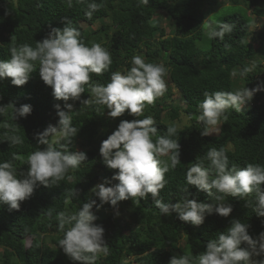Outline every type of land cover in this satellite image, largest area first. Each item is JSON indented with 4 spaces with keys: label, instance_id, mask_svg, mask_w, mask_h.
<instances>
[{
    "label": "trees",
    "instance_id": "trees-1",
    "mask_svg": "<svg viewBox=\"0 0 264 264\" xmlns=\"http://www.w3.org/2000/svg\"><path fill=\"white\" fill-rule=\"evenodd\" d=\"M92 2L103 7L89 19L85 13L87 4ZM230 6L232 10H223ZM219 9L222 14L212 16ZM160 12H165L171 22L169 34L157 25ZM254 14L264 17V0H149L147 5L141 0H84V3L72 0L71 7L68 0H0V61L10 59L13 45L35 47L52 28L62 29L69 21V26L80 31L86 46L95 42L111 54L109 70L100 76L92 74V84L106 86L113 72L126 74L132 66V57L137 55L144 57L145 62L164 65L167 91L153 105L146 106L144 115L138 119L151 116L159 136L167 135V127L174 126L180 113L186 114L191 122L177 128L176 136L171 137L179 140L181 163L165 174L167 183L158 198L174 204L186 195L197 202L211 203L207 193L186 183V172L192 164L202 162L209 166L206 158L209 149L223 148L229 167L243 168L248 163L264 166V107L257 102L246 112L228 109L227 119L221 118L217 134L202 136L204 126L197 120L205 92L256 89L257 75L264 77V57H257V52L264 49V28L249 37ZM211 18L235 25L232 33L223 40L209 39L201 24ZM81 22L97 25L88 28ZM36 68L21 87L12 85L10 78L0 79V105L31 106L27 117L14 120L12 106L5 115H0V163L11 161L17 178L27 171V157L44 147L38 144L35 134L49 125L58 126L55 105L67 111L65 102L56 100L52 88L40 78L38 62ZM245 68L249 71L242 75ZM175 91L181 94L183 105L170 100ZM90 95L89 86H85L81 100ZM253 98L259 99L260 95L255 93ZM68 103L74 105L70 115L73 126L78 128L69 151H83L87 159L78 168L70 169L57 185L45 187L37 183L32 196L21 203L18 211H10L0 203V264H74L59 247L64 233L58 229L57 214L77 212L91 200L100 204L91 190L106 180L111 181L106 186L118 183L112 180L117 170L106 167L100 147L121 120L137 118L127 111L121 117L110 118L104 106L71 100ZM5 123L16 127L15 134L23 144L9 145L5 133H12L4 127ZM13 154L17 159H12ZM186 187L188 193L183 192ZM75 189L79 190V196L71 195ZM246 199L248 207L244 199L226 197L231 214L228 217L205 214L199 226L180 221L176 213L164 216L150 195L141 199L139 206L131 199L118 202L115 208L110 203L99 210L93 206L92 212L97 217L94 223L103 227L109 249L108 254L99 255L95 264H170L174 255H188L195 261L207 241L225 232L232 220L247 224L249 235L257 239L264 233V216L253 211L254 195Z\"/></svg>",
    "mask_w": 264,
    "mask_h": 264
},
{
    "label": "clouds",
    "instance_id": "clouds-1",
    "mask_svg": "<svg viewBox=\"0 0 264 264\" xmlns=\"http://www.w3.org/2000/svg\"><path fill=\"white\" fill-rule=\"evenodd\" d=\"M78 2L84 3V0ZM141 3L147 5L149 0H141ZM68 6H72V0H68ZM102 7V4L88 3L85 15L91 19L93 13ZM69 24L67 21L62 29L52 28L45 38L37 41L35 47L13 45L10 59L0 61V79L10 78L12 85L17 87L29 81L31 74L37 70L38 62L40 78L52 88L56 100L65 102L67 109L64 111L59 104L55 105L58 126L49 125L35 134L38 144L44 147L27 157V171L20 174L22 178H17V170L11 161L0 163V203L7 205L10 211H18L21 203L32 196L37 183L45 187L57 185L70 169L78 168L87 159L83 151H69V145L78 132L70 115L74 107L68 103L71 100L80 101L83 105L104 106L109 110L110 118L121 117L126 111L137 118L121 120L118 128L100 147L106 167L117 170L112 180L118 183L106 186L111 183L106 180L91 190L99 198L100 204L91 200L77 212H60L56 216L58 229L64 233L59 247L74 264H95L101 253L106 255L109 251L103 227L94 223L97 217L92 212L93 206L99 210L105 203H110L115 208L118 202L129 199L139 206L140 200L150 195L155 207L164 216L176 213L180 221L199 226L203 224L205 214L216 213L221 217L231 214L232 207L225 202L226 197L244 199L248 207L246 198L254 195L256 206L253 211L258 216H264V166L248 163L243 168L236 165L229 167V159L223 148L208 150V167L198 162L186 172L187 185L207 193L211 203L197 202L186 195L174 204L159 199L160 191L167 183L165 174L181 163L179 140L171 138L176 136L177 128L170 125L167 135L159 136L151 116L144 119L138 117L144 115L146 106L153 105L167 91L164 79L167 69L162 64L145 62L144 57L137 55L132 57V66L126 74L113 72L106 86L92 84V74L100 76L109 70L111 54L95 42L91 47L86 46L80 38V31ZM201 27L209 39L223 40L226 34L232 33L235 25L205 19ZM248 71L245 68L242 75ZM85 86H89L91 95L81 100ZM259 90L245 87L235 92H205L204 100L199 105L201 114L197 117L204 126L201 135L209 136L217 132L221 118L227 119V110L242 111ZM9 106L14 109V120L31 113L30 105L16 108L9 104L0 105V115H5ZM4 127L12 133H5L10 146L23 144L21 137L15 134L16 127L8 123ZM161 157L169 159L162 160ZM12 159H17L15 154ZM183 192L188 193V187ZM71 195L79 196V190L75 189ZM248 227L240 220H232L225 232L207 241L205 250L195 261L188 255H174L170 264H264V259H254L264 256V233L253 239Z\"/></svg>",
    "mask_w": 264,
    "mask_h": 264
},
{
    "label": "rangeland",
    "instance_id": "rangeland-1",
    "mask_svg": "<svg viewBox=\"0 0 264 264\" xmlns=\"http://www.w3.org/2000/svg\"><path fill=\"white\" fill-rule=\"evenodd\" d=\"M223 4H226V1H222ZM233 6H230V7H227V8H223V10H232ZM235 8V7H234ZM236 9H239V7H237ZM221 13V9H219L215 14H213L212 16H214L215 18L217 16H219ZM166 13L164 12H160V14H157V25L159 27H163L164 31L167 32L169 34L170 32V29H171V22L168 20L167 17H165ZM211 21H214L213 18H211ZM81 25L83 27H88V28H92L93 25L94 27L97 25V24H93L92 26H89L88 24H86L85 22H81ZM264 28V17L258 15V14H254L252 17H251V27H250V32H249V37L251 36H255V35H258L259 34V31L260 30H263ZM257 57L258 58H263L264 57V49H260L258 52H257ZM256 59H254L253 62H255ZM263 63H264V60H263ZM256 86L255 88H259L260 90L257 91L256 93L260 95V98L257 100L256 98H252L251 101L247 102L245 105H244V108L242 111L246 112L247 111V108L252 105V102H257L259 105H261L262 107H264V77L261 76V74H258L256 79ZM240 89V87H239ZM170 100L173 102V104H177V105H183V99H182V96L181 94L178 92V91H175L171 96H170ZM190 122V119L189 117L184 114V113H180L179 117L174 120V126L176 128L178 127H182L186 124H189ZM218 129H219V125H218ZM219 131V130H218ZM217 132H214L212 134H217Z\"/></svg>",
    "mask_w": 264,
    "mask_h": 264
}]
</instances>
